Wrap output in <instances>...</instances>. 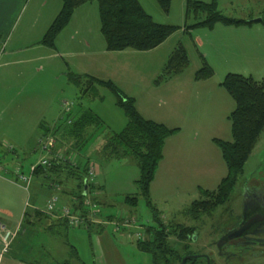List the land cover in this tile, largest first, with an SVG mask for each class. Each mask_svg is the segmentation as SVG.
<instances>
[{
    "label": "rangeland",
    "instance_id": "obj_1",
    "mask_svg": "<svg viewBox=\"0 0 264 264\" xmlns=\"http://www.w3.org/2000/svg\"><path fill=\"white\" fill-rule=\"evenodd\" d=\"M192 1L209 3L212 0ZM138 2L155 23L178 28L165 40L164 46L152 52L128 49L122 53L103 54L106 45L100 32L98 4L95 1L84 4L80 9L84 12L83 22L80 23L82 34L74 41H68L74 29L73 25H69L57 35L54 48H47L40 41L60 10V0H24L17 11L12 13L8 32L0 37V72L7 71L1 74L0 79L5 75L9 76L4 81L0 80V176L11 182L8 184L0 181V214L11 212L9 228L13 231L21 223L27 201L32 209L45 211L49 195L55 192L47 187L50 180L33 178L28 190H25L17 182L16 171L27 175L30 165L49 157L37 146V127L40 123L52 126L59 119L73 116L79 108H83L97 115L101 126L83 150L75 153L72 163L84 166L86 162L90 165L95 163L98 167L96 175L92 177L94 188L88 198L91 201L96 198L100 202V220H106V216H112L114 220L104 224L101 238L99 237L104 254L101 259L96 256L95 250L98 247L91 242L95 233L89 235L85 227H69L66 232L60 230L58 234H37L31 242H26V250L25 246L21 249L18 247L24 242V238L18 236L19 226L8 248L16 253L24 250L26 254L31 249L32 253L25 258L37 264H151V256L136 246L138 238L149 239L146 233L148 228L156 227L151 211L135 185L139 178L137 164L130 158L109 156L102 152L98 155L105 136L120 132L125 127L127 118L116 105V97L107 88L96 86L95 90L81 98L78 88L67 81L69 72L110 80L135 100V107L144 119L169 128H182L181 137L177 138L180 143L183 142L185 149V162L180 174L170 175V179H167L162 177L161 172L153 196H150L162 223L197 228L193 242L190 239L183 242L190 247L185 248L174 237H170L171 246L177 249L180 246L181 254L192 252L197 246H204L203 252L212 259V264H264V247L248 250L241 247L228 248L229 252L235 254L226 261L218 259L212 248L213 242H218L221 234L240 220L243 192L253 186H264V129L229 200L202 217L198 223L186 214V209L193 201L203 198L202 191H215L226 175L220 149L212 143L211 138L232 141L229 115L235 108L232 98L220 86L225 76L220 73L214 75L213 72L211 79L209 78L212 85L202 88L199 100H196L194 92H191V88L196 85L195 73L202 67L201 57L209 65L217 64L222 59L229 58V55L230 60L236 57L227 53L229 45L227 46V40L221 33L223 29L233 27L234 32L242 35L250 33L249 37L244 36V41L254 35L253 30L246 28L248 32L243 28L236 31L239 26L217 23L211 29L196 28L186 33L184 25L194 22L193 15L187 20L185 18L187 0H171L167 12L162 10L156 0ZM215 2L220 13L231 19L247 21L264 15V0ZM54 3H57L58 9L51 11ZM203 17L200 15L199 18ZM234 37L236 40L239 38L236 35ZM222 45L224 54L223 57H218V51L215 50ZM178 46L184 48L188 65L181 73L166 78L164 66ZM18 47L20 50L15 51ZM100 63L104 64L103 70ZM263 75L251 77L260 81ZM64 103L70 104L69 114L64 112ZM68 145L70 146L65 143L62 148H68ZM8 147H12L13 151L8 150ZM195 150L201 156L199 167L195 158H190ZM58 180L63 181L60 183L63 187L59 188L62 191L57 194L60 198L70 199L69 191L73 181L61 175L54 178L53 183L58 184ZM38 189L41 190L39 193L36 192ZM33 196L35 200L31 199ZM127 196L137 197L136 207L125 204ZM65 205L71 207L72 202ZM121 220H129L130 226L125 229L120 225L116 226ZM35 252L38 254L34 255Z\"/></svg>",
    "mask_w": 264,
    "mask_h": 264
},
{
    "label": "trees",
    "instance_id": "obj_2",
    "mask_svg": "<svg viewBox=\"0 0 264 264\" xmlns=\"http://www.w3.org/2000/svg\"><path fill=\"white\" fill-rule=\"evenodd\" d=\"M94 1L98 4L100 32L105 41V49L108 52H122L128 49L147 52L160 46L178 29L175 26L155 23L151 16L144 11L138 0H60L61 9L45 31L40 44L53 48L55 38L68 25L74 10ZM156 1L163 11H168L171 0ZM185 8L186 20L190 15H193L194 18L193 24L184 25V32L186 33L196 28L211 29L217 23L226 26L251 25L253 23L264 25V15L259 18L258 22L225 17L218 10L215 0L209 3L187 0ZM200 15L204 16L203 19L199 18ZM201 59L202 67L195 73V81L208 80L213 75L212 68L203 57ZM187 65L186 52L183 47L178 46L164 66V75L166 78L177 75ZM67 81L78 88L81 98H84L88 92L95 90L96 86L107 88L116 97V105L124 112L127 123L120 132L105 137L98 155L102 152L109 156L116 155L121 158H130L136 162L139 169V178L135 181V185L138 194L150 209L152 220L156 224L155 228L146 230L149 239L141 240L138 238L136 246L140 251L151 256V264H181L182 258L191 252L187 251L181 254L180 246L178 249L171 246L170 237H174L182 244L196 234L197 228L165 225L162 223L158 211L153 207L150 198V184L154 179L157 166L162 160L164 142L167 138L177 134L179 128H169L164 124L144 119L135 107V100L126 96L110 80L105 81L86 74L74 75L67 72ZM220 86L235 104L234 110L229 115L232 141L227 142L216 138L212 140L220 149L221 158L225 163L227 172L225 177L220 180L215 191H202L203 198L193 201L186 209L187 216L197 223L201 221L202 217L209 215L229 200L236 187L238 177L242 174L244 165L264 129V77L262 80L256 81L251 76L246 77L240 74L228 73L223 78ZM100 126L101 121L97 115L88 109L79 108L75 115L66 119H59L52 126L40 123L37 127V134L38 137L54 136L57 141V148H62L65 143H69L70 146L68 145L65 154L71 155V153L83 150ZM94 166L88 164V162L85 163V166L69 162H52L47 168L38 167L33 176L36 179L43 177L45 180H50V185L47 187L55 191L53 194L59 193L58 191L61 193L62 189H55L51 187V184L60 188L62 186H60V183H63V181L58 180L59 185L54 184V178L64 175L65 179L75 183L70 187L69 194L72 197V206L68 207H70L72 214L78 215L83 220L78 227H85L89 235L92 233L101 234L105 226L96 223L93 219L94 216L88 214L89 208L84 203L85 198L94 188L88 175V167ZM31 199L35 200V197L33 196ZM137 200L135 196H127L124 202L128 206L136 207ZM90 202L92 205L100 204L96 198H92V201L90 199ZM105 218L106 220H100L98 213H96L95 219L99 221L109 222L114 220L111 216ZM19 226L18 236L24 238V242L19 243L18 247L21 249L25 246L26 250L28 249L25 245L26 242H31L35 235L54 232L58 234L60 230L66 232L67 228L72 227L67 219H52L38 209H32V211L25 209ZM183 244L185 248L190 247L186 243ZM72 252L76 255L75 250ZM31 253L30 249V252L26 255ZM35 253L33 254H38ZM25 256L19 258L15 254L14 258L26 264H37L32 260H28ZM190 264H196V261H191Z\"/></svg>",
    "mask_w": 264,
    "mask_h": 264
},
{
    "label": "crops",
    "instance_id": "obj_3",
    "mask_svg": "<svg viewBox=\"0 0 264 264\" xmlns=\"http://www.w3.org/2000/svg\"><path fill=\"white\" fill-rule=\"evenodd\" d=\"M24 0H0V37H4L5 34L9 30V20L12 17V13L14 11H17L19 5L23 2ZM55 4V3H54ZM44 6V5H43ZM57 6V3L51 7V11L55 10ZM84 5L76 8L72 14V17L68 23L67 26H74L73 32L71 33L70 37L68 38V41H74L76 37L80 36L82 34V25L80 23L83 22V15L84 12L80 11V9ZM58 9V8H57ZM56 9V10H57ZM61 9V7H60ZM60 11V10H59ZM59 13V12H58ZM57 13V14H58ZM56 17V16H55ZM54 17V18H55ZM52 19V21L54 20ZM52 23V22H51ZM50 23V24H51ZM49 24V25H50ZM66 26V27H67ZM49 27V26H48ZM233 27H227L222 30V35L225 40H227V53H232L233 56H236L233 60H230V55L229 58L222 59L220 62H217V64H207L212 68L214 75L220 73L222 75H226L228 73H235V74H246V75H251L255 77L256 75H263L264 74V25H261L260 23H253L251 25H241L237 27L236 31L240 29H246L249 28L250 30H253V36L249 38V40H243L245 35H242L240 32H234L232 30ZM248 31V29H246ZM248 31V32H249ZM238 36L239 38L236 40L234 36ZM250 36V33L248 37ZM56 40V38H55ZM230 40V43L228 42ZM57 42V41H56ZM165 42V41H164ZM162 43L160 46L157 48L147 51V52H152L154 50H157L158 48L164 46ZM83 41L80 43L82 45ZM219 46V45H218ZM226 46V47H227ZM46 47V46H45ZM54 47H55V41H54ZM53 47V48H54ZM48 48V47H47ZM20 47L16 48L15 51H19ZM215 51H218V57H223L224 54V48L223 45L221 48L216 49ZM124 52V51H122ZM122 52H116V53H122ZM103 54H112L115 52H108L106 49L102 51ZM204 58V57H203ZM217 65V66H216ZM100 68L103 70L104 64L100 63ZM99 67L97 68V70ZM4 72H7L6 70H3L0 72V77L1 74H4ZM264 76V75H263ZM262 76V77H263ZM9 76H3V79L1 78L0 80L8 79ZM225 77V76H224ZM223 77V78H224ZM261 77V78H262ZM260 78V79H261ZM211 79V78H210ZM210 79L205 80V81H195V86L191 88V92H194L196 96V100H199V96L202 93V88H208L212 84L209 83ZM126 95V94H125ZM127 96V95H126ZM2 103V101H0ZM196 124V123H194ZM195 126V125H194ZM181 130L182 128L179 129V132L169 138H167L164 142L163 150H162V160L159 162L154 179L150 184V196H153V192L156 189V181L157 178L160 176L162 172V177L163 178H169L170 175L174 176L175 174L178 175L180 174L181 167L183 163L185 162V159H183V152L185 151L183 142L180 143L177 138L181 137ZM106 137V136H105ZM176 138V139H175ZM105 139V138H104ZM214 138H211V140ZM176 140V141H174ZM183 140V139H182ZM213 143V142H212ZM198 154V150L193 151V155L190 157L192 160V157L195 158L196 164L199 167L200 164V157ZM201 154V150H200ZM199 159H198V158ZM95 165V163H93ZM90 168V167H89ZM201 170V169H200ZM94 171L95 175L98 171V167L95 165L94 166ZM169 174V176H168ZM197 175H201L199 173H196ZM0 181L6 182L8 184H11L9 180L6 178L0 176ZM72 182V181H71ZM75 184L72 182V185ZM41 190L38 189L36 192L39 193ZM69 198V197H68ZM72 197L70 196V199L66 198H60V206H65L69 201L72 202ZM65 200H68L65 201ZM99 202V201H98ZM100 203V202H99ZM7 210V209H5ZM3 215V216H1ZM112 218V216H111ZM11 220V212H1L0 214V264H26L21 262L20 260H16L14 258V255H18L19 258H22L23 256L26 255V251L22 250L14 254V251L9 250V245L11 241L13 240V235L17 231L19 225L12 231L9 228V223ZM102 234H94L91 237V242L93 245L98 247V250L96 251V256H98L100 259L104 256L102 248H101V238ZM100 237V238H99ZM22 260V259H21Z\"/></svg>",
    "mask_w": 264,
    "mask_h": 264
},
{
    "label": "flooded vegetation",
    "instance_id": "obj_4",
    "mask_svg": "<svg viewBox=\"0 0 264 264\" xmlns=\"http://www.w3.org/2000/svg\"><path fill=\"white\" fill-rule=\"evenodd\" d=\"M195 235L190 237L192 242ZM219 238L218 242H213L212 248L215 249L218 259L225 261L235 254L229 252L228 248L241 247L248 250L264 247V186H253L243 192L240 220L235 226L225 230ZM204 248L197 246L196 250L186 254L184 257L196 258H191L184 264H190L191 261H196V264H212V259L203 252Z\"/></svg>",
    "mask_w": 264,
    "mask_h": 264
},
{
    "label": "built area",
    "instance_id": "obj_5",
    "mask_svg": "<svg viewBox=\"0 0 264 264\" xmlns=\"http://www.w3.org/2000/svg\"><path fill=\"white\" fill-rule=\"evenodd\" d=\"M64 112L69 114L70 112V104L64 103L63 104ZM37 146L44 152H46L49 157L41 158L34 164L30 165L29 173L25 175L22 172H19V170L16 171V179L17 182L22 184L25 188V190H28L30 183L33 179L34 172L38 167L47 168L49 167L52 162L53 163H72L73 156H75V153H71V155L65 154L67 148H57V141L56 138L52 135L47 136H41L37 138ZM8 150H13L12 147H8ZM74 164V163H72ZM88 175L90 176L89 180L92 181V177L95 175L94 167H90L88 170ZM51 187H54L55 189L57 186L51 184ZM89 195L84 200L85 205L89 208L88 214L91 216H94V220L98 224H109L113 221L105 222V221H99L95 219L96 213H98V205H92L90 202V199L88 198ZM92 205V206H91ZM25 209H32L29 202L27 201L25 203ZM24 209V210H25ZM40 210V209H38ZM44 214L48 215L49 217L53 219H67L68 223L72 227H78L79 224L82 223V219L79 218L78 215L72 214L71 209L68 206H60V197L57 193L52 194L46 201L45 205V211L40 210ZM120 225L121 228H128L130 226L129 220H121L120 222L116 223V226ZM118 230V227L116 228ZM14 236V235H13Z\"/></svg>",
    "mask_w": 264,
    "mask_h": 264
},
{
    "label": "water",
    "instance_id": "obj_6",
    "mask_svg": "<svg viewBox=\"0 0 264 264\" xmlns=\"http://www.w3.org/2000/svg\"><path fill=\"white\" fill-rule=\"evenodd\" d=\"M260 19L258 18V19H255V20H253V21H256V22H258ZM191 258H196V257H193V256H191V257H184V258H182V260H181V264H184L187 260H189V259H191ZM207 262H208V260H207Z\"/></svg>",
    "mask_w": 264,
    "mask_h": 264
}]
</instances>
